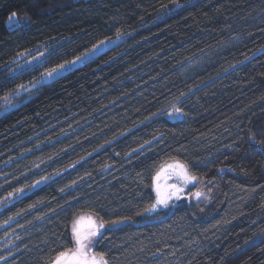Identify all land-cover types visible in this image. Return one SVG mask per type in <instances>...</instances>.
Instances as JSON below:
<instances>
[{
	"label": "trees",
	"instance_id": "16d2710c",
	"mask_svg": "<svg viewBox=\"0 0 264 264\" xmlns=\"http://www.w3.org/2000/svg\"><path fill=\"white\" fill-rule=\"evenodd\" d=\"M9 97L0 264H50L80 214L108 264H264V0H0Z\"/></svg>",
	"mask_w": 264,
	"mask_h": 264
},
{
	"label": "snow or ice",
	"instance_id": "6c2138e0",
	"mask_svg": "<svg viewBox=\"0 0 264 264\" xmlns=\"http://www.w3.org/2000/svg\"><path fill=\"white\" fill-rule=\"evenodd\" d=\"M16 14L12 13L9 17V21L12 22ZM79 59V58H77ZM72 63H75L73 61ZM64 65H59L56 69L46 73L47 77H51L54 73L64 69ZM23 87V86H21ZM7 99V98H5ZM180 112V109H176ZM168 172L169 175H175L177 179H182L184 183H189L196 179L194 176H190L188 173L187 165L179 161L173 164L162 167L161 171L153 178L154 190L156 193L155 202L146 211H153L158 206H167L168 201L173 196L179 198L178 194L183 191V188L178 184H160L161 174ZM196 197H199L201 193H195ZM111 224L123 223V221H111ZM105 226L104 222L97 221L93 215H82L78 219L73 221L72 224V237L75 243L74 249L60 251L50 264H108V261L104 258L102 253L92 252L90 245L96 236L100 235V230Z\"/></svg>",
	"mask_w": 264,
	"mask_h": 264
},
{
	"label": "rangeland",
	"instance_id": "374dc122",
	"mask_svg": "<svg viewBox=\"0 0 264 264\" xmlns=\"http://www.w3.org/2000/svg\"><path fill=\"white\" fill-rule=\"evenodd\" d=\"M80 62H81V60H76L75 63H71V64H67V65H65L64 69L60 70V71L57 72V73H54L50 78H54V77L60 75L61 73L65 72L66 70L71 69V68H74V67H75L76 65H78ZM11 100H12V98L9 97V98L6 100V102H1V103H0V107H1V105H2V106H3V105H6V106H7V103L9 104V102H10ZM199 193H201V195H200L199 197H196V195H195V196H192L191 198H189L188 200H189V201H191V200H192V201H198L199 199H202V198H203V193H202V192H199ZM82 215H89V214H80L79 216H77V217L75 218V220L78 219V218H79L80 216H82ZM93 217H94V216H93ZM94 219H96V218L94 217ZM96 220H97V219H96ZM97 221H98V220H97ZM98 222H99V221H98ZM71 229H72V227H71ZM104 229H105V228H103V229L100 230V234H101V232H102ZM71 237H72V231H71ZM98 237H99V235L96 236V237L94 238L93 243L90 245V249H91L92 252H95V243H96ZM74 248H75V243H74V240H73V237H72V248H71V249H74ZM95 253H96V252H95Z\"/></svg>",
	"mask_w": 264,
	"mask_h": 264
}]
</instances>
